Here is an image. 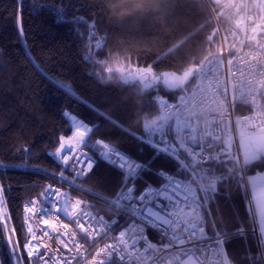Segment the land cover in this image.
I'll use <instances>...</instances> for the list:
<instances>
[{
	"label": "snow or ice",
	"instance_id": "snow-or-ice-1",
	"mask_svg": "<svg viewBox=\"0 0 264 264\" xmlns=\"http://www.w3.org/2000/svg\"><path fill=\"white\" fill-rule=\"evenodd\" d=\"M135 2L134 10L126 12L119 21L109 19L108 23L123 24L130 18L162 20L169 32L162 36L160 54L149 57L150 62L139 53L136 63L131 56H117L111 62L99 58L105 55L109 35L106 29L100 31V23L107 15L103 2L93 5L99 11L91 18L78 11L74 13V30L81 39L85 35L89 38L86 59L94 68H100L94 75L103 79L107 74L109 80L115 78L120 86L154 97L159 114L155 119L144 120L143 128L149 134L141 133L139 139L153 148L155 159L167 157L171 168L154 170L155 159L138 160L110 142L96 139L93 155L98 154L119 170V188L105 195L81 183V198L71 204L67 192L48 185L40 193L47 204L33 200L24 208L27 242L23 244L13 239L17 232L9 227L12 217L5 210V188L0 185V239L7 234L9 260L11 264H25V260L27 264H237L227 251L226 242L232 237L247 241L250 234L255 251L249 246L244 258L249 264H264V0ZM125 7L131 9L132 5ZM178 9H186L190 14L189 25L181 29L180 38H176L172 27ZM211 13L221 23L222 18L235 17L236 30L224 29L223 45L216 51L206 50L204 45L215 44L219 27L200 38L212 23ZM81 25L86 34L80 33ZM153 26L159 24L154 22ZM229 38L236 42L229 45ZM172 39L176 42L170 43ZM201 53L206 54L197 59ZM160 86L168 96L152 91ZM238 103L250 106L255 115L237 118L233 130L231 115ZM105 118L119 126V121L110 115L105 114ZM92 131L85 122H78L74 136L67 141L60 137V146L50 154L64 165H71L77 176L87 177L95 161L82 148L88 147L86 134ZM18 151L27 153L30 148ZM253 169L255 174L250 175ZM59 175L63 179L64 171ZM144 181V187L139 189L138 183ZM233 193L240 194L246 216L234 213L237 223L230 232L228 222L219 213L218 197L231 198ZM88 195L109 204L111 218L93 214L95 204L84 199ZM61 201L63 208L59 207ZM213 204L217 205L218 216L212 211ZM60 213L76 222L83 233L81 237L75 231H60L56 224L43 218L55 214L59 222ZM32 215L39 216L58 235L53 237L47 229H39ZM209 222L211 234L207 231ZM63 227L67 229L68 225ZM149 229L157 233L156 241L149 238ZM38 232L43 233L42 237H38ZM98 236L112 242L93 252ZM44 238H55L59 247L53 250ZM0 264H4L2 259Z\"/></svg>",
	"mask_w": 264,
	"mask_h": 264
},
{
	"label": "trees",
	"instance_id": "trees-1",
	"mask_svg": "<svg viewBox=\"0 0 264 264\" xmlns=\"http://www.w3.org/2000/svg\"><path fill=\"white\" fill-rule=\"evenodd\" d=\"M101 2L107 9V15L100 23V31L103 33L106 29L109 35L105 55L100 59L106 58L111 62L117 56H131L132 62L136 63L138 53L142 59L160 54L164 45L162 36L169 29L163 27L159 18H130L123 24L108 23L109 19L119 21L126 12L134 10L135 0H0V185L5 188V210L12 217L9 226L16 229L15 238L21 244L24 241L22 211L25 202L38 197L48 181L62 185L70 182L69 171L50 153L60 144V137L71 135L75 122L83 121L93 129L86 134L88 147L83 149L95 161L93 171L87 177L73 182L78 192L81 183L105 195H111L119 188V170L100 159L98 154L93 155L98 138L138 160L155 159L153 148L139 139L141 133L149 134L143 128L144 120L150 121L159 114L154 107V97L141 95L138 89L133 91L120 86L115 78L109 80L107 74L103 79L94 75L100 68H94L93 63L86 59L89 38L85 35L81 39L74 30L77 27L73 21L74 13L78 11L80 15L91 18L99 11L93 5ZM126 4H131L132 8H126ZM61 16L63 19H60ZM211 16L212 23L200 34L201 39L216 27L221 29L223 37L225 28L236 30L235 17L222 18L221 23L216 20L215 13ZM189 19L186 9L177 10L172 19L176 38L181 37V29L189 25ZM97 20L99 22L100 17ZM154 22L159 27H154ZM79 31L86 34L83 25ZM220 33L215 44L204 45L206 50L216 51L219 48ZM169 42L176 41L172 39ZM235 42L231 38L228 40L229 45ZM204 54L198 55L197 59H202ZM152 91L157 95H169L162 86ZM237 109L244 112L247 108L238 104ZM65 112L68 114L65 115ZM105 114L119 121V126L106 119ZM172 121H175L174 117ZM165 131L169 130L166 128ZM154 135L159 138L158 133ZM24 148H30V151H18ZM152 166L154 170L170 169L171 161L162 156L155 159ZM255 170L249 174L255 173ZM61 171H64L63 179L59 175ZM145 183L140 182L137 187L141 188ZM224 191H227L226 186ZM88 197L93 198L91 195ZM218 200L219 213L223 214L231 232L237 223L234 213L245 217V205L239 193H233L231 198L220 196ZM211 207L218 216L217 205ZM208 230L212 232L210 222ZM249 246L254 252L250 234L247 241L232 237L226 242V249L237 264H249L244 258ZM8 253L3 234L0 259L4 264H11Z\"/></svg>",
	"mask_w": 264,
	"mask_h": 264
},
{
	"label": "built area",
	"instance_id": "built-area-1",
	"mask_svg": "<svg viewBox=\"0 0 264 264\" xmlns=\"http://www.w3.org/2000/svg\"><path fill=\"white\" fill-rule=\"evenodd\" d=\"M223 45V36L222 34L220 33V46L221 47ZM240 46V45H239ZM238 46V47H239ZM244 51H248L247 48L244 49ZM202 86H205L206 85H202ZM229 100H231V97L229 96ZM238 104H242V103H238ZM243 105V104H242ZM245 106V105H244ZM247 109L244 111V112H241L239 109H236L235 112L232 113L231 115V125L233 127V130H235V122L237 120V118H240L242 119L244 116H253L255 115L251 110H250V106H245ZM197 111H199V109H197ZM174 117V120L176 119L175 116ZM229 124V119L226 117L225 118V125H228ZM203 126V125H201ZM194 148H197L198 149V146H193ZM83 151H86L82 148ZM88 152V151H87ZM68 154L69 156L72 155L71 152H68L66 153ZM88 155H90V153L88 152ZM57 159V158H56ZM58 163L63 166L64 168H66L69 173H70V182L69 184L67 185H62L61 183H58L56 181H48L44 187V189L48 186V185H52L53 188H60L61 192H67L71 198V204H74L75 203V200L76 199H79L81 198V193L76 191L73 187V182L75 180H78V179H82L84 178L85 176H77L76 173L72 170V167L71 165H64L62 163V161L58 160ZM83 166V165H81ZM144 187V186H143ZM143 187L139 188V189H142ZM43 189V190H44ZM35 199L36 201H38V204H47L48 202L45 201L43 199V197L39 196L36 197V198H33ZM84 199L92 202L95 204V207L91 209V211L93 212V214L95 215H98V216H104L106 218H111V215L112 213L109 211V204L107 203H104L103 201H97V200H94L93 198H90L88 196L84 197ZM30 201H28L27 203L25 202L24 206H23V211H22V226H23V235H24V241L23 243H26L27 240H26V225L24 224V218H25V213H24V208L25 206H27L29 204ZM59 207L63 208L64 207V204L63 202L61 201V203L59 204ZM69 210H71V205H69ZM112 211H115V209H112ZM176 215H179V214H176ZM44 219H48L50 221V223H53V224H56V227L57 229H59L60 231H64V232H72V231H75L77 233V237H81L83 235V233L80 232V229L78 227H76V222L75 221H69V219H67L63 213H60L59 214V222H57V215L55 214H49V215H45L43 217ZM32 221L34 222V224L39 228V229H47L50 233H52V229L51 228H48L47 225H45L43 223V220L37 216V215H32ZM67 224L68 225V228L67 229H64L63 225ZM209 224V223H208ZM207 231L209 234H211V232L208 230V225H207ZM43 233L42 232H38V237H42ZM53 237H55L56 235H58V233H52ZM148 235H149V238L152 240V241H156L158 239V235L157 233L152 230V229H149L148 230ZM66 239V237H64ZM45 240H47V243L49 245L52 246L53 250H55L57 247H59L58 245V242L55 238L51 239V240H48L47 238H44ZM111 239L109 238H104L102 239L101 237H96V245L95 247H93L92 251L95 252L97 250V248H103L104 245L106 243H111ZM41 251H44V249H41ZM26 255V253H25ZM90 259V257H89ZM75 264V262H74Z\"/></svg>",
	"mask_w": 264,
	"mask_h": 264
},
{
	"label": "crops",
	"instance_id": "crops-1",
	"mask_svg": "<svg viewBox=\"0 0 264 264\" xmlns=\"http://www.w3.org/2000/svg\"><path fill=\"white\" fill-rule=\"evenodd\" d=\"M77 124H78V123H74V126H73V129H72V133H71V135L68 136V137H66V138H64L66 141H67L70 137H73V136H74L75 131H76ZM81 130H83V128H82ZM73 143H75L74 140H73Z\"/></svg>",
	"mask_w": 264,
	"mask_h": 264
},
{
	"label": "rangeland",
	"instance_id": "rangeland-1",
	"mask_svg": "<svg viewBox=\"0 0 264 264\" xmlns=\"http://www.w3.org/2000/svg\"><path fill=\"white\" fill-rule=\"evenodd\" d=\"M75 123H76V122H75ZM59 146H60V144L58 145V147H59ZM58 147H57V148H58ZM54 152H55V151H54ZM54 152H53V153H54ZM254 174H255V173H252V174H250V175H254ZM33 200H35V199H33V198H30V200H29V201H33ZM9 227H10V226H9ZM10 228H11V227H10ZM5 237H6V241H7V234H5ZM13 239H14V240H16V238H15V237H14ZM8 251H9V246H8ZM25 264H26V262H25Z\"/></svg>",
	"mask_w": 264,
	"mask_h": 264
},
{
	"label": "bare ground",
	"instance_id": "bare-ground-1",
	"mask_svg": "<svg viewBox=\"0 0 264 264\" xmlns=\"http://www.w3.org/2000/svg\"><path fill=\"white\" fill-rule=\"evenodd\" d=\"M29 200H30V199H29ZM29 200H28V201H29Z\"/></svg>",
	"mask_w": 264,
	"mask_h": 264
}]
</instances>
